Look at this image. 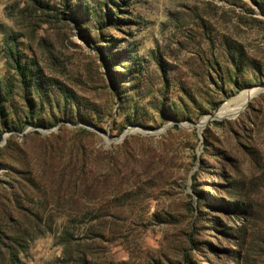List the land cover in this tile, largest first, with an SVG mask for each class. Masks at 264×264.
<instances>
[{"label":"rangeland","instance_id":"rangeland-1","mask_svg":"<svg viewBox=\"0 0 264 264\" xmlns=\"http://www.w3.org/2000/svg\"><path fill=\"white\" fill-rule=\"evenodd\" d=\"M0 264H264V0H0Z\"/></svg>","mask_w":264,"mask_h":264},{"label":"bare ground","instance_id":"bare-ground-1","mask_svg":"<svg viewBox=\"0 0 264 264\" xmlns=\"http://www.w3.org/2000/svg\"><path fill=\"white\" fill-rule=\"evenodd\" d=\"M257 91H251L243 93L241 96H239L237 99H235L234 105L237 107L232 111L227 106L223 107L218 115V118H227V117H234L236 114L240 113V111L243 109V107L246 106V104L256 96ZM131 131V130H130ZM133 132V131H131Z\"/></svg>","mask_w":264,"mask_h":264},{"label":"water","instance_id":"water-1","mask_svg":"<svg viewBox=\"0 0 264 264\" xmlns=\"http://www.w3.org/2000/svg\"><path fill=\"white\" fill-rule=\"evenodd\" d=\"M127 134H128V133H125L124 136H123L121 139L125 138V137L127 136Z\"/></svg>","mask_w":264,"mask_h":264}]
</instances>
